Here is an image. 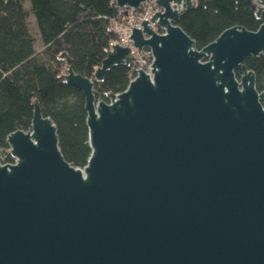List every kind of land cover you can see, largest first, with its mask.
Returning <instances> with one entry per match:
<instances>
[{
    "label": "water",
    "instance_id": "1",
    "mask_svg": "<svg viewBox=\"0 0 264 264\" xmlns=\"http://www.w3.org/2000/svg\"><path fill=\"white\" fill-rule=\"evenodd\" d=\"M147 1L113 0L133 11ZM155 4L130 36L150 50L149 73L133 70L106 101L59 56L64 82L84 98L83 168L64 159L37 101L30 129L6 137L0 264H264V92L243 63L264 56V23L228 28L198 50L177 25L195 1ZM253 4L260 18L264 0ZM132 62L113 45L94 78Z\"/></svg>",
    "mask_w": 264,
    "mask_h": 264
},
{
    "label": "trees",
    "instance_id": "2",
    "mask_svg": "<svg viewBox=\"0 0 264 264\" xmlns=\"http://www.w3.org/2000/svg\"><path fill=\"white\" fill-rule=\"evenodd\" d=\"M193 10L182 16L178 26L199 50L224 30L239 26L255 31L264 14L255 15L253 0H194ZM25 3H28L26 7ZM39 15L38 26L48 42L36 47L28 18ZM125 18L113 0H0V149L6 137L31 127L33 102L56 127L58 146L64 159L83 168L90 155L86 112L82 93L66 84L67 64L73 72L93 83L96 99L125 90L130 66L118 64L106 70L102 80L95 70L117 40L115 23ZM244 65L255 75V87L264 92V56L247 57ZM237 78L240 69L235 70ZM11 157L5 163H12Z\"/></svg>",
    "mask_w": 264,
    "mask_h": 264
},
{
    "label": "built area",
    "instance_id": "3",
    "mask_svg": "<svg viewBox=\"0 0 264 264\" xmlns=\"http://www.w3.org/2000/svg\"><path fill=\"white\" fill-rule=\"evenodd\" d=\"M123 11H125V18L114 25V31L116 32L118 38L116 41L111 43V47L113 45H119L130 49V56L133 58V62L130 65V80H132L136 76L135 73H133V70H143L145 73H149L152 56L149 49L143 48L142 50H138L133 47L130 40V36L132 34L131 29H140L141 22L144 20L149 21V19L158 11V8L155 4V0H149L143 3L137 11ZM149 26L155 31L160 32L154 24L149 23ZM134 58H138V61Z\"/></svg>",
    "mask_w": 264,
    "mask_h": 264
},
{
    "label": "rangeland",
    "instance_id": "4",
    "mask_svg": "<svg viewBox=\"0 0 264 264\" xmlns=\"http://www.w3.org/2000/svg\"><path fill=\"white\" fill-rule=\"evenodd\" d=\"M26 7L28 6V3H25ZM38 20H39V15H30L28 18V23H29V27L31 30V33L34 35V37L37 38V43H36V47H41L43 45H45L49 38L45 37L38 26Z\"/></svg>",
    "mask_w": 264,
    "mask_h": 264
}]
</instances>
